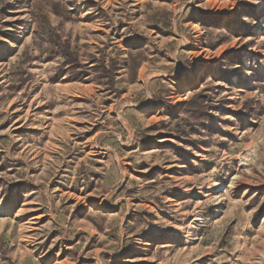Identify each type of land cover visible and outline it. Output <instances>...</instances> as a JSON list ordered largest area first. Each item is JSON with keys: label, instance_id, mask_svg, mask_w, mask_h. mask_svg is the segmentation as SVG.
I'll list each match as a JSON object with an SVG mask.
<instances>
[{"label": "rangeland", "instance_id": "rangeland-1", "mask_svg": "<svg viewBox=\"0 0 264 264\" xmlns=\"http://www.w3.org/2000/svg\"><path fill=\"white\" fill-rule=\"evenodd\" d=\"M0 246L264 264V0H0Z\"/></svg>", "mask_w": 264, "mask_h": 264}, {"label": "trees", "instance_id": "trees-1", "mask_svg": "<svg viewBox=\"0 0 264 264\" xmlns=\"http://www.w3.org/2000/svg\"><path fill=\"white\" fill-rule=\"evenodd\" d=\"M55 47L57 50H59L61 56L63 57L64 59L63 64L65 67H67V69L68 67H70L71 69L80 67L78 66L80 64H79L76 53L71 50L67 42H56ZM185 105L186 104L184 103L183 106ZM3 252L4 251L1 250V246H0V253L5 255V253Z\"/></svg>", "mask_w": 264, "mask_h": 264}]
</instances>
